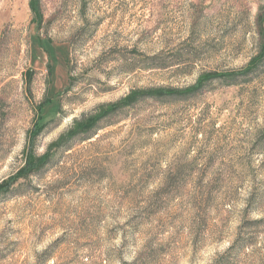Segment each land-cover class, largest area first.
Listing matches in <instances>:
<instances>
[{
	"label": "rangeland",
	"instance_id": "1",
	"mask_svg": "<svg viewBox=\"0 0 264 264\" xmlns=\"http://www.w3.org/2000/svg\"><path fill=\"white\" fill-rule=\"evenodd\" d=\"M32 1L0 0V264H264V63L57 150L244 72L264 0Z\"/></svg>",
	"mask_w": 264,
	"mask_h": 264
},
{
	"label": "trees",
	"instance_id": "2",
	"mask_svg": "<svg viewBox=\"0 0 264 264\" xmlns=\"http://www.w3.org/2000/svg\"><path fill=\"white\" fill-rule=\"evenodd\" d=\"M32 12L34 13V22H38L41 24L43 20V15L41 11V5L38 0H33L31 4ZM262 35V48L260 51L259 56L256 58V60L249 65L244 72H227V73H209L205 74L202 77L199 78L197 83L191 87L185 88V89H174V88H158V89H151V90H139L132 92L127 98L124 100L115 103V104H107L105 106H101L99 108V111L97 114L83 120L82 122H78L76 124V127L68 134L69 139L65 140L63 138L59 144L57 145V150H60L62 148H66V144H68V140L71 141L77 136H80L81 134H92L94 133L98 127L99 124L105 120L110 118L112 115L116 114L118 111L132 107L135 105L138 101L146 99V98H152V99H158V100H164L166 98H173V99H188L190 97H193L197 93L202 92L205 87L212 81H227L229 83L235 82L239 79H248L251 76H253L263 65L264 63V30L261 33ZM52 73V72H51ZM226 82V83H227ZM68 141V142H67ZM49 163V158L47 156L42 158H36L31 157L29 159L27 168L23 170V173L27 174L28 172L31 173H38L41 169L45 167ZM10 181L4 183L0 186V193L2 194H8V189L10 187L9 185ZM0 194V196L2 195ZM5 194V195H6Z\"/></svg>",
	"mask_w": 264,
	"mask_h": 264
}]
</instances>
